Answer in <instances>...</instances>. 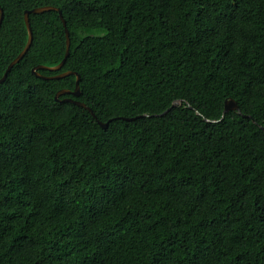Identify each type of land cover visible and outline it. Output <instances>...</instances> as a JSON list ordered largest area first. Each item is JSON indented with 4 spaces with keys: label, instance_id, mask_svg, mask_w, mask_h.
<instances>
[{
    "label": "trees",
    "instance_id": "16d2710c",
    "mask_svg": "<svg viewBox=\"0 0 264 264\" xmlns=\"http://www.w3.org/2000/svg\"><path fill=\"white\" fill-rule=\"evenodd\" d=\"M0 4V264H264V0Z\"/></svg>",
    "mask_w": 264,
    "mask_h": 264
},
{
    "label": "water",
    "instance_id": "95a60500",
    "mask_svg": "<svg viewBox=\"0 0 264 264\" xmlns=\"http://www.w3.org/2000/svg\"><path fill=\"white\" fill-rule=\"evenodd\" d=\"M49 10H58L59 13H60L61 19L63 20L64 26H65V30H66V36H67L66 53H65V56L61 60L60 63H58L56 65H52V66L39 64V65H37V66H35L33 68V72L37 76L42 77L44 79H58V78L66 77V76L71 75V74H75L76 75L75 88L74 89H67V88L59 89L57 91L56 95H55V98H56V100H59V101H71V102H74V103H76V104H78L80 106H83V107L87 108L88 110H90L93 113V115L96 117V114L94 113L93 109L90 106H88L85 102L77 100V99H74L72 97H68V96L61 97L62 95H65V94H68V93L72 94L74 96H80L81 95V87H80L81 75L77 71L66 70V71H62V72H60L58 74L49 75V76L48 75H44V74H42L39 71L40 69H43V68H46V69L52 70V71L61 70L63 68L64 64L66 63V61L68 59V56L70 55V46H71L70 32H69V29L67 27V22H66L63 14H62V11L57 6L44 5V6L35 7L33 9H31V10H26L25 21H26V25H27L28 33H29L27 44L25 45L24 49L18 54V56L14 60H12V62L9 64L4 76L0 79V82H4L5 81V79L7 78L8 72L11 70V68L16 63H18L25 56V54L28 52L29 48L31 47V45L33 43L34 34H33V28H32L31 22H30V13H42V12L49 11ZM3 19H4V9L2 8V6L0 4V27L2 25ZM179 102L180 101H178V100L175 101L172 106L178 105ZM231 110H237L239 113L242 112L237 100H235L234 98L226 99L225 108H224V114L229 112V111H231ZM125 119H133V118L125 117ZM111 120L112 119L108 120L107 122H103V121L98 119L100 125H102L104 128H107L109 126V123H110Z\"/></svg>",
    "mask_w": 264,
    "mask_h": 264
}]
</instances>
